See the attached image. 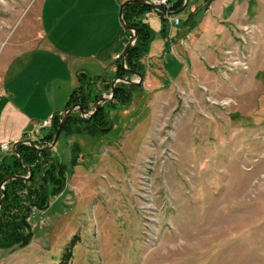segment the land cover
I'll use <instances>...</instances> for the list:
<instances>
[{"label": "rangeland", "instance_id": "obj_1", "mask_svg": "<svg viewBox=\"0 0 264 264\" xmlns=\"http://www.w3.org/2000/svg\"><path fill=\"white\" fill-rule=\"evenodd\" d=\"M67 1L0 0V83L40 35L67 34L79 7ZM192 2L145 17L142 80L128 104L110 100L108 130L61 131L50 150L68 167L64 188L32 210L26 244L0 247V264H264V0Z\"/></svg>", "mask_w": 264, "mask_h": 264}, {"label": "crops", "instance_id": "obj_2", "mask_svg": "<svg viewBox=\"0 0 264 264\" xmlns=\"http://www.w3.org/2000/svg\"><path fill=\"white\" fill-rule=\"evenodd\" d=\"M123 1L126 0L65 2L66 7L79 6L72 10L64 25L68 27L67 34L58 37L56 34L40 35L34 41L35 46L14 56L6 64L3 72L8 76L0 83V142L12 144L29 131V140L43 133L41 129L33 131L34 123L63 112L70 93L79 86L78 74L84 73L91 77V72H95V79L101 83L93 84L92 87L96 85L98 90L111 82L116 76L117 55L122 54L131 38L127 32L129 30L124 29L118 19V7ZM148 14H156L164 21L158 11L153 9L140 16L146 24L145 17ZM169 16L165 14V19L170 20ZM164 24L162 30L165 29ZM186 26L180 27L177 35ZM162 34L166 36V31H162ZM43 44H46V54L37 52ZM30 51L31 56L25 58ZM104 94V91L101 92V95ZM52 150L51 154H55Z\"/></svg>", "mask_w": 264, "mask_h": 264}, {"label": "trees", "instance_id": "obj_3", "mask_svg": "<svg viewBox=\"0 0 264 264\" xmlns=\"http://www.w3.org/2000/svg\"><path fill=\"white\" fill-rule=\"evenodd\" d=\"M182 2L183 0H174L170 5H162L161 7L166 10H176L182 5ZM151 10L152 7L138 3H129L123 8L125 22L137 30V40L129 49L125 59V64L130 70L143 71L144 65L141 57L147 49L151 33L149 25L144 23L140 16ZM158 13L165 20V14L161 11H158ZM127 32L132 37L131 31ZM120 58H117L116 74L123 76L127 73L122 68ZM77 77L79 86L70 93L64 108L76 103L88 108L89 103L98 97L97 95L92 97L91 94L92 85L96 81L95 78L89 77L84 73L78 74ZM131 89V85L122 81L117 82L114 86V101L122 105L128 104L131 99ZM114 101L104 103L90 119L71 113L66 119L62 132L94 135L108 130L111 127L108 108L113 106ZM61 116L58 113L53 115L49 129L33 139L35 145L45 147L51 142ZM71 150L72 158L70 164L74 166L77 164L78 146L74 145ZM16 151L21 156L22 163L32 167V175L27 180L11 178L4 183L5 199L0 208L2 220L0 231L1 248H8L16 244L18 246L24 245L30 240L32 231L27 218L31 216L32 210L42 211L46 209L50 197L62 191L68 170L66 164L52 156L51 150L38 152L37 148L18 141L16 143ZM25 173L20 166L18 156L12 151L8 153L7 160L5 156L0 160V185L7 175ZM1 196L2 193L0 191V198Z\"/></svg>", "mask_w": 264, "mask_h": 264}, {"label": "water", "instance_id": "obj_4", "mask_svg": "<svg viewBox=\"0 0 264 264\" xmlns=\"http://www.w3.org/2000/svg\"><path fill=\"white\" fill-rule=\"evenodd\" d=\"M188 1L189 0H184L183 5L179 9H176V10H166V9H163L162 7H160L158 5H155L154 3H152V2H150L148 0H126V1H124L120 5V8H119V20H120V23H121V25L123 26L124 29L129 30V31L132 32V37L127 42V44L125 45V47H124V49L122 51L121 58H120V63L122 65V68L126 72H130V73L136 74L139 77V80L137 82H135V81H133L130 78L117 75L111 81V84H110V95L109 96H104L103 95V96L99 97L93 103V105H92L93 106V109L91 111H87L85 108H83V106L80 103L72 104V105L68 106L67 108H65L63 110L62 118L60 119L59 125H58V127L56 129V132H55V134L53 136V139H52L51 143L48 144L47 146H45V147H38L37 145H35V143L32 140H27V141L26 140H22V142L27 143L30 146L37 148L38 149V152L50 150L51 147L55 144L56 140L58 139V137H59V135H60V133H61V131L63 129V126H64V124L66 122L67 117L75 109L78 110V112H79V114H80L81 117L86 118V119H90L96 113V111L105 102H108V101H110V100H112L114 98V93H115L114 92V86H115L116 82L122 81V82H125L127 84H135V83H139L142 80V74L139 71L130 70V69H128V68L125 67V59H126V56L128 54V51L132 47V45H134V43L137 40V30H136V28L135 27H131L130 25H128L125 22L124 18H123V8L127 4H129V3H138V4L148 5V6L152 7L153 9H156L157 11H161L162 13L171 16V15H175L176 13L180 12L181 10H183L186 7V5L188 4ZM13 152L18 155L19 163H20L21 168L24 171H26L28 174L27 175L11 174V175H7L6 177H4V179L2 180L1 185H0V191L2 193V196L0 198V207L2 206V204L4 202V199H5V190H4V187H3L4 186V183L7 180L11 179V178L27 180L32 175L31 166H29V165H23L22 164L21 156L17 153V151L15 149V144H14V147H13ZM0 230H1V217H0Z\"/></svg>", "mask_w": 264, "mask_h": 264}, {"label": "built area", "instance_id": "obj_5", "mask_svg": "<svg viewBox=\"0 0 264 264\" xmlns=\"http://www.w3.org/2000/svg\"><path fill=\"white\" fill-rule=\"evenodd\" d=\"M169 1L170 0H153L152 3H154L155 5H158V6H162V5L168 4ZM173 22L178 23L179 22L178 18H175V20ZM50 124H51V119L50 118H46V119H43L41 121H37L33 125V129H34L33 131L40 130V129L44 128V127L49 126ZM8 150H10V149H9V145L6 142L0 143V152L1 151L4 152V151H8Z\"/></svg>", "mask_w": 264, "mask_h": 264}]
</instances>
